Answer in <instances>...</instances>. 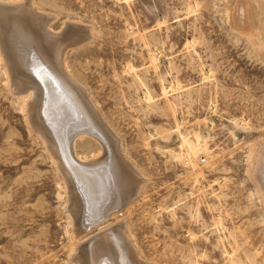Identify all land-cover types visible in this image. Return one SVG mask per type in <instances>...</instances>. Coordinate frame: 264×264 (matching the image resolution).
<instances>
[{
  "label": "rangeland",
  "instance_id": "374dc122",
  "mask_svg": "<svg viewBox=\"0 0 264 264\" xmlns=\"http://www.w3.org/2000/svg\"><path fill=\"white\" fill-rule=\"evenodd\" d=\"M29 1L48 33L80 27L62 66L143 181L114 215L137 259L264 264V0ZM5 70L0 53V264H73L87 231Z\"/></svg>",
  "mask_w": 264,
  "mask_h": 264
},
{
  "label": "bare ground",
  "instance_id": "6f19581e",
  "mask_svg": "<svg viewBox=\"0 0 264 264\" xmlns=\"http://www.w3.org/2000/svg\"><path fill=\"white\" fill-rule=\"evenodd\" d=\"M46 21L29 0L1 5L0 53L9 91L23 102L30 127L45 141L63 179L65 214L79 238L78 233L87 231L73 250L72 262L143 264L125 236L123 221L116 220L118 211L127 208L143 181L121 155L119 142L91 108L83 89L63 70L64 47L67 41H79L74 34L80 36V27L66 23L58 36L48 33ZM81 136L100 142L104 150L100 160L81 164L76 159L74 143ZM86 218L90 220L88 228Z\"/></svg>",
  "mask_w": 264,
  "mask_h": 264
}]
</instances>
